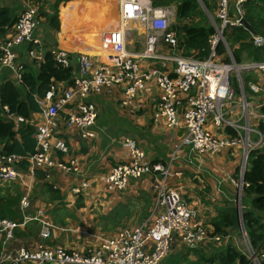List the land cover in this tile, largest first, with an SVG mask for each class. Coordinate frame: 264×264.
<instances>
[{
  "label": "built area",
  "instance_id": "2783aa9c",
  "mask_svg": "<svg viewBox=\"0 0 264 264\" xmlns=\"http://www.w3.org/2000/svg\"><path fill=\"white\" fill-rule=\"evenodd\" d=\"M23 1L26 9L15 22L13 34L0 45V71L7 69L13 72L21 84L24 67L18 61L14 48L23 44L30 45L28 59L37 62L42 60L38 51L41 41L35 35V0ZM211 1L216 5L215 18H210L215 34L208 41V55L199 59L184 57L176 52V34L169 30L167 19L170 12L167 8H155L149 0H117L120 25L102 33L103 44L113 52L109 57V64L100 65L93 71L91 57L78 55L76 62L79 71L75 76L72 75L70 85L61 87L53 83L43 97L36 99L42 123L34 128L32 135L34 152L25 156L0 155V181L4 183L18 178V168L23 162L31 172L36 169L48 174L59 169L78 177L80 167L76 160H57L59 155L68 152L66 142L56 136L57 129L75 127L83 139L94 138L97 109L88 100L90 96L126 81L124 94L130 101L146 82L153 80L159 91L155 118L164 120L166 132L162 142L171 146L168 162H146L144 153L136 142L129 137L123 138L120 145L127 158L122 164L113 167L104 179V191L116 193L124 192L130 180L154 174L161 176L162 183L144 224L138 228L122 229L111 236L98 237V244L84 251L59 245L48 246L44 241L50 236V227L43 221L40 211L33 216L28 214L30 200L27 194H23L18 206L21 224L39 221L42 228L41 242L33 247L9 249L8 245L19 224L0 217V264H161L178 242L195 250L217 244L221 240L218 235H209L207 228L196 220V210L181 198L177 189L166 185L169 177L180 175L172 172V166L177 152L183 146L199 155H215L226 149L239 147L241 165L237 194H240L249 153L257 150L264 142V134L257 127L260 122L264 123V113L260 111L264 103L254 105L246 99L245 94L246 88L253 94H264V62L236 64L223 37V31L227 28L242 27L240 20L244 14L243 6L257 0ZM132 21L139 22L146 33L142 52L126 50L125 38L129 29L125 25ZM251 38L256 48H264L262 37L256 35ZM219 43L223 46L221 54L217 52ZM162 44L168 46L172 53L163 55L158 52L157 47ZM53 55L61 68H74L72 56L65 50L60 49L53 52ZM143 60L159 62L160 67L142 70L140 62ZM168 66L171 67L164 70ZM244 72H252L256 79L245 82L242 76ZM232 73L235 77L234 86L230 81ZM75 99L77 101L73 104ZM70 104H73L72 107L65 112ZM3 110L15 127L26 123L24 118L9 114L5 107ZM64 112L66 115H61ZM207 125L218 132L210 131ZM179 129L180 139L175 142ZM251 134L257 140L252 141ZM87 187L88 183L82 181L73 189L74 195L81 194ZM238 223V229L244 235L241 219ZM245 241L249 248L247 254L251 256L247 238Z\"/></svg>",
  "mask_w": 264,
  "mask_h": 264
},
{
  "label": "crops",
  "instance_id": "0c3cea01",
  "mask_svg": "<svg viewBox=\"0 0 264 264\" xmlns=\"http://www.w3.org/2000/svg\"><path fill=\"white\" fill-rule=\"evenodd\" d=\"M60 5L58 12L59 28L57 31L48 27L44 18L38 20L35 28V35L40 39L41 46L38 49L43 55L46 51L57 52L62 49L71 54L74 66L72 75H76V58L80 54L91 57L93 71L100 65H108L112 50L103 44L102 34L106 31L107 25L101 30H94L93 26L97 20L107 21L105 14L82 13L81 31L83 38L76 35L74 41L85 42L90 53L80 52L77 47L66 45L69 41L61 38L62 21L60 10L65 4ZM210 5L209 10L205 9L206 15H215L216 5L211 0H205ZM38 11L51 14L50 8L53 0H35ZM5 6L12 10L14 17L26 9L23 0H0V7ZM174 8L176 5L165 6ZM88 18L89 22L84 18ZM176 17V15H175ZM176 21V18H175ZM192 18L182 20L183 24L194 23ZM210 22V21H209ZM177 23V21H176ZM110 26V25H109ZM108 26V27H109ZM15 24L0 38V45L13 34ZM132 41H127L126 50L129 52H142L145 48L146 33L138 27L130 28ZM171 31V30H170ZM176 31V30H175ZM172 32V31H171ZM160 47V48H159ZM157 47L158 52L169 54L166 45ZM30 45L23 44L14 48L18 61L27 71L38 72L39 62L29 60L27 57ZM107 52V60H103L101 53ZM160 67L156 61H141L140 68L147 70L151 67ZM171 66L164 68L167 70ZM11 82L18 88L21 96L24 95L22 84L16 75L3 69L0 71V88L3 83ZM61 87L69 85L67 82H57ZM127 84L112 85L103 89L101 93L89 97L97 109L96 124L93 128L95 133L92 139H83L79 130L75 127H60L56 136L62 138L68 147L65 155H59L57 160L67 162L76 160L80 167L78 177L67 174L62 170L55 169L45 174L41 170L30 171L29 168H18V178L8 183L14 192L6 191V196L17 194L20 201L23 194H27L30 200L28 214L33 216L36 212L42 213L43 221L50 227V236L44 241L48 246L59 245L69 249L84 251L90 246L98 244V237L111 236L125 228L141 227L147 220L157 190L162 183L158 174L144 176L139 180H130L124 192L106 193L104 191V179L110 170L122 164L126 160V152L121 148L120 141L123 138H132L137 146L144 153V160L148 163L166 164L170 156L171 146L162 142L163 134L166 132L163 119H156V111L159 103V91L153 80L144 84L136 96L128 101L124 92ZM262 93V92H260ZM259 94V93H256ZM35 99H37L35 97ZM77 99L73 101L75 104ZM264 103L261 100L260 105ZM73 104L68 105L65 112L69 111ZM255 104V103H254ZM61 115H66V113ZM7 119L5 115H2ZM42 123L38 113H31L25 124L33 128ZM21 125H17V130ZM207 128L212 132H218L211 125ZM177 131V130H176ZM179 131L176 132L174 141H179ZM2 145H0V150ZM241 163V150L239 147L226 149L215 155H199L183 146L176 154L172 166V172H178L179 177H169L166 185L168 188L178 190L181 198L197 212L196 220L201 222L208 230L209 235H218L221 240L215 244L217 250L231 245L244 253L243 249L236 246L234 235L238 230L223 228L225 235L216 231L215 223H218L220 213L235 207L237 201V188L240 182L239 166ZM82 181L88 183V187L79 195H74L73 189ZM4 182L0 181V184ZM54 190V194L49 188ZM5 196V197H6ZM18 210V204L15 207ZM18 217H21L17 211ZM20 220V219H19ZM22 221V219L20 220ZM19 221V222H20ZM14 231V238L9 243V249L19 247H33L41 242V223L37 220L19 223ZM181 242H178L161 264H197L195 252L186 249ZM213 247V244L209 245ZM208 246V247H209ZM1 251V244H0ZM199 252V250L197 249ZM188 253V254H187Z\"/></svg>",
  "mask_w": 264,
  "mask_h": 264
},
{
  "label": "trees",
  "instance_id": "16d2710c",
  "mask_svg": "<svg viewBox=\"0 0 264 264\" xmlns=\"http://www.w3.org/2000/svg\"><path fill=\"white\" fill-rule=\"evenodd\" d=\"M69 0H53L50 12L38 11L37 18H44L48 22V27L57 31L59 28L58 12L61 4ZM155 8H165V6L176 5L177 43L175 50L182 56H189L193 52H198V58L202 59L208 55L209 39L215 34L214 28L208 23L207 18H202L198 23L183 24L185 18H192L197 15V0H149ZM203 5L209 10L210 5L202 0ZM111 8L107 0H72L64 5L60 10V20L62 21L61 38L67 39L66 44L70 47L79 48L80 52L90 53L88 46L83 42L77 43L74 37L83 38L79 34L81 31V14L97 13L107 14ZM243 18L249 23L256 35L264 39V0L248 2L243 6ZM19 17V16H18ZM18 17H14L12 10L8 7H0V38L4 36L15 24ZM215 21V20H214ZM108 22L104 19L97 20L93 26L94 30L103 29ZM223 37L228 44L233 59L236 64H241L243 58L251 62H264V48H256L252 44L250 34L243 28H227L223 31ZM218 54L223 52L221 43L217 47ZM228 61V60H226ZM73 69H63L56 64L51 51H46L38 65V72L27 71L21 76L24 95L21 96L18 88L11 82L3 83L0 88V150L1 156H25L34 152V139L32 137L34 128L29 124L21 125L15 130L11 120H7L2 115H7L3 110L7 109L9 114L20 116L28 120L31 113H38L39 107L36 98L44 96L49 86L57 82L71 83ZM244 78V77H243ZM250 78H244L247 82ZM264 113V104L260 109ZM5 115V116H6ZM259 131L264 134V123L258 124ZM21 168H26V163L20 164ZM243 187L241 191V222L248 240L252 255L258 260V264H264V148L253 150L248 156V166L243 174ZM50 192L54 190L49 187ZM19 196L10 193L4 197L0 195V217L8 218L15 223L21 220L18 217L15 207L19 206ZM20 219V220H19ZM21 222V221H20ZM19 222V223H20ZM218 223H215L216 231L225 235L223 228L238 230L239 223L235 207L220 213ZM195 252L197 264H254L248 254L241 253L235 247L228 245L221 250H214L210 254Z\"/></svg>",
  "mask_w": 264,
  "mask_h": 264
},
{
  "label": "rangeland",
  "instance_id": "374dc122",
  "mask_svg": "<svg viewBox=\"0 0 264 264\" xmlns=\"http://www.w3.org/2000/svg\"><path fill=\"white\" fill-rule=\"evenodd\" d=\"M117 1V0H116ZM197 10H196V14L197 15H192V17H193V21L192 22H194V23H198V22H200L201 21V19L202 18H207V20H208V23H209V21H210V18H215V15L213 16V14L211 13V15L210 14H208V15H206L205 14V12H204V10L206 9L205 8V6L203 5V3H202V0H201V2L200 1H198L197 0ZM168 10H169V12H170V15H169V17H168V19H167V23H168V26H169V30H171L172 32H174L175 34H176V42H177V32L175 31V27L177 26V23H176V21H175V15H176V12H177V10L176 9H174V8H167ZM109 10V12L111 13V8H109L108 9ZM115 10H116V8H115ZM117 12V11H116ZM105 17H107L108 15L105 13V15H104ZM86 21H88L89 22V19L86 17V18H84ZM215 20V19H214ZM120 20H119V16L117 15V22H116V24H114V25H116V26H119L120 24ZM136 28V27H138V28H140V29H142L141 28V24L139 23V22H137V21H132V22H126V25H125V28L127 29H129L128 30V32H127V35H126V38H125V40H126V44H127V41H132L133 39H132V35H133V33L131 34V31H130V28ZM102 34V33H101ZM169 50V51H168ZM166 51H168L170 54L172 53V51H171V49L169 48V47H166ZM163 55H165V53H163ZM198 56V52H193L191 55H189V56H187V57H193V58H198L197 57ZM185 57V56H184ZM251 61H247L245 58H243V62L241 63V65H246L247 63H250ZM242 76L245 78L246 76H248L250 79H253V80H255L256 79V75L255 74H253L252 72H244L243 74H242ZM234 74L232 73L231 74V76H230V81H231V84H232V86H234L235 85V80H234ZM245 94H246V99L248 100V101H252L253 103H255L254 105H256V104H259L260 102H261V100L262 101H264V94L263 93H259V94H253V93H251L247 88H246V90H245ZM237 97H239V94L237 95ZM250 138H251V140L252 141H255V140H257V137L254 135V134H251L250 135ZM264 148V142H263V145L261 146V147H259V148H257V149H263ZM174 163V162H173ZM241 165V164H240ZM239 172H240V166H239ZM7 185H9L8 183H2V184H0V195H2V196H6V194H7V192L6 191H9V190H11V191H13L14 192V189L11 187V186H8V187H5V186H7ZM241 191H242V188H241ZM237 192H238V188H237ZM237 197H238V195H237ZM241 197H242V195H241V193H240V196H239V200H240V205H241ZM234 204L235 205H237V202H234ZM239 208H240V206H239ZM240 220V218H239V216H238V221ZM244 236V237H243ZM234 239H235V243H236V246H238V247H240V248H242L243 249V251H244V253L245 254H247V253H249V248H248V244H247V241H245L246 240V237H245V232H244V235L240 232V231H237V233L234 235ZM245 239V240H244ZM183 247H185V246H183ZM186 249H188L187 247H185ZM189 250V252H190V249H188ZM199 252H202V253H204V254H210V253H212V251H214V250H217V246L214 244L213 245V247L212 246H207V247H200L199 249ZM172 251V250H171ZM188 254V253H187ZM248 256H250V254H248ZM250 258L253 260V263H255V264H258L257 262H258V260L257 259H255L254 258V256L253 255H251L250 256Z\"/></svg>",
  "mask_w": 264,
  "mask_h": 264
},
{
  "label": "bare ground",
  "instance_id": "6f19581e",
  "mask_svg": "<svg viewBox=\"0 0 264 264\" xmlns=\"http://www.w3.org/2000/svg\"><path fill=\"white\" fill-rule=\"evenodd\" d=\"M109 3H110V5H111V13L110 12H108L107 13V22H108V25H107V29H106V31L108 30V29H111L112 27H114V26H116L117 24H116V22H117V4H116V0H107ZM115 8H116V10H115ZM114 24H116V25H114ZM110 25V26H109ZM109 26V27H108ZM105 31V32H106ZM107 52H105V51H103L102 53H101V57L103 58V60H107Z\"/></svg>",
  "mask_w": 264,
  "mask_h": 264
},
{
  "label": "water",
  "instance_id": "95a60500",
  "mask_svg": "<svg viewBox=\"0 0 264 264\" xmlns=\"http://www.w3.org/2000/svg\"><path fill=\"white\" fill-rule=\"evenodd\" d=\"M35 28H36V26H37V23H38V20L37 19H35ZM240 25L251 35V36H256V33L254 32V30L252 29V27L249 25V23L244 19V18H242L241 20H240ZM110 59V58H109ZM75 70H76V72H78L79 71V66H78V64H76L75 65ZM239 196H240V194H238V197H237V210H238V216H239V218L241 219V207L239 208V206H240V200H239Z\"/></svg>",
  "mask_w": 264,
  "mask_h": 264
},
{
  "label": "clouds",
  "instance_id": "9594fccd",
  "mask_svg": "<svg viewBox=\"0 0 264 264\" xmlns=\"http://www.w3.org/2000/svg\"><path fill=\"white\" fill-rule=\"evenodd\" d=\"M8 120V119H7ZM15 127V126H14Z\"/></svg>",
  "mask_w": 264,
  "mask_h": 264
}]
</instances>
